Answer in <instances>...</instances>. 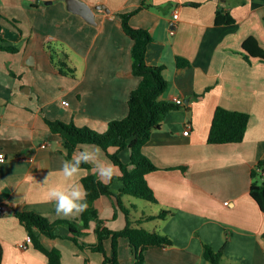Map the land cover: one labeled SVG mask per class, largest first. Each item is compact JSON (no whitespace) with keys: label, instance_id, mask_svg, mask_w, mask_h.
Wrapping results in <instances>:
<instances>
[{"label":"crops","instance_id":"obj_1","mask_svg":"<svg viewBox=\"0 0 264 264\" xmlns=\"http://www.w3.org/2000/svg\"><path fill=\"white\" fill-rule=\"evenodd\" d=\"M82 1L95 8V23L72 12L65 0H0L5 17L0 32V153L6 155L0 163V205L7 207L0 212L1 264H49L33 243L27 249L19 246L29 234L17 209L51 222L82 225L81 214L58 216L54 203L46 202L44 178L69 159L48 121L104 132L110 122L128 115L130 95L141 81L133 73L134 41L122 26L121 15L128 13L130 24L153 38L147 61L164 66L168 89L162 99L184 102L166 116L142 150L156 166L146 175L157 200L149 203L156 211L140 214L124 197L135 225L170 211L166 218L139 224L173 241L168 247L148 248L145 264H210L204 257L206 245L223 251V264H264V212L251 195L252 170L264 160V60L244 49L253 38L264 50V0ZM218 11L233 22L218 25ZM63 56L75 68L74 75L60 72ZM178 58L190 65L178 66ZM218 107L250 115L242 142L209 143ZM119 155L129 162V150ZM83 169L78 178L82 184L85 176L96 175L92 167ZM121 175L119 168L108 183L116 193L123 187ZM58 179L52 175L49 182ZM95 206L104 226L125 228L126 214L114 197L104 195ZM96 227L92 220L82 230L83 246L44 234L40 240L61 251L62 264H110L106 255L113 254L112 238L104 242L105 254L90 247L98 241ZM60 232L67 235L69 227L61 225ZM118 257L121 264L135 263L128 238L119 239Z\"/></svg>","mask_w":264,"mask_h":264},{"label":"trees","instance_id":"obj_2","mask_svg":"<svg viewBox=\"0 0 264 264\" xmlns=\"http://www.w3.org/2000/svg\"><path fill=\"white\" fill-rule=\"evenodd\" d=\"M122 26L125 33L134 41L132 47L133 73L141 78L138 88H136L129 98L128 115L119 120H114L108 124L104 132H99L88 126H77L75 123L63 121H48L50 131L59 134L62 144L66 150L67 158L71 159L74 153L82 145H99L102 147L110 159L120 168L123 187L119 192H114L110 184L101 183L96 175H87L83 178V184L88 192L87 210L81 214L82 225L76 221L57 220L51 222L43 215L28 212L23 209L16 210V216L26 227L28 234L32 237V243L36 249L43 252L49 264H62L61 251L57 248L48 249L41 240L40 235L44 234L51 238H69L78 245L83 246L80 240L83 229L89 227V222L97 221L96 234L97 243L91 245V249L105 254L104 242L112 238L113 254L106 255V263L121 264L118 257V242L121 237L128 238L135 255L134 264H145V252L151 246L168 247L173 245L172 239L157 230H149L139 224L145 220L156 218H166L170 211L164 210L158 216H147L138 220V225L131 219V210L125 204L124 197L131 196L143 199L148 202H157L153 190L148 185L146 175L156 169V166L143 153L144 145L150 140L153 132L160 129L166 116L179 104L168 102L162 99L163 94L168 89V81L164 76V66L151 65L147 61V52L150 43L153 41L148 30L135 28L130 24L131 14H122ZM4 15L0 10V32L3 28ZM233 19L229 14L218 11L216 23H232ZM6 50L15 51L13 48ZM244 49L255 57L264 60V50L259 46L257 40L249 38L244 44ZM60 72L74 75L75 68H72L66 56L58 62ZM186 59L178 58V66H189ZM250 115L238 111L227 110L218 107L212 122L209 135V143L225 144L238 143L244 140ZM115 148L116 152L111 153L110 149ZM130 151V160L125 163L120 153ZM82 168L90 169L91 165L85 164ZM251 195L260 209L264 212V160L260 161L252 170ZM109 195L115 198L118 210L126 214L127 224L119 231L110 230L104 226V221L99 217V211L95 206L96 201ZM69 227V233L63 235L60 232L61 225ZM3 248L0 243V264L2 263ZM204 257L211 264H223V251H216L211 246L204 248Z\"/></svg>","mask_w":264,"mask_h":264},{"label":"clouds","instance_id":"obj_3","mask_svg":"<svg viewBox=\"0 0 264 264\" xmlns=\"http://www.w3.org/2000/svg\"><path fill=\"white\" fill-rule=\"evenodd\" d=\"M3 162L0 157V163ZM91 165L101 183H109L119 175L118 166L104 157L103 149L99 145H82L71 159L61 162L60 168L55 173H50L43 180L46 188V202L54 203L58 216H73L82 214L87 210L88 192L79 181L82 166ZM59 177L57 181L49 182V177Z\"/></svg>","mask_w":264,"mask_h":264},{"label":"water","instance_id":"obj_4","mask_svg":"<svg viewBox=\"0 0 264 264\" xmlns=\"http://www.w3.org/2000/svg\"><path fill=\"white\" fill-rule=\"evenodd\" d=\"M68 4V8L77 14L82 15L88 22L95 23L94 9L86 2L82 0H65ZM189 100L185 102L188 104Z\"/></svg>","mask_w":264,"mask_h":264},{"label":"built area","instance_id":"obj_5","mask_svg":"<svg viewBox=\"0 0 264 264\" xmlns=\"http://www.w3.org/2000/svg\"><path fill=\"white\" fill-rule=\"evenodd\" d=\"M174 18L177 19L178 18V14L174 15ZM172 35L175 34V30H174V25L172 24V29L170 32ZM64 104L68 105L67 101L63 102ZM177 104H184L182 99H178L177 100ZM190 133V125H188V127L186 128L184 134L185 135H189ZM0 157H2L3 162L6 160V155L4 153H0ZM228 204V202H227ZM7 210V207L5 205H0V212L3 213ZM32 243V237L30 235L27 236L26 240L24 242H22L19 246L23 249H27L29 247V245Z\"/></svg>","mask_w":264,"mask_h":264},{"label":"rangeland","instance_id":"obj_6","mask_svg":"<svg viewBox=\"0 0 264 264\" xmlns=\"http://www.w3.org/2000/svg\"><path fill=\"white\" fill-rule=\"evenodd\" d=\"M130 201L132 204L137 206L138 211H139L138 213H140V214L142 213V211L147 213V214H152V213H154V211H156V207L153 204H151V203H149L143 199H138V198L127 196V200H126L127 204H129ZM146 226L148 228L152 229L153 224L149 223Z\"/></svg>","mask_w":264,"mask_h":264}]
</instances>
